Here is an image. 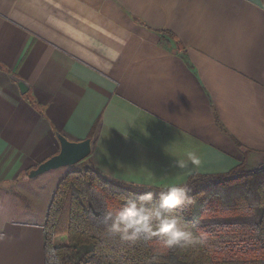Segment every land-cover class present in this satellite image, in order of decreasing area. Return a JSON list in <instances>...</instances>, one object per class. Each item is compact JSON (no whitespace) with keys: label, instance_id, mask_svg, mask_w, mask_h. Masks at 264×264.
<instances>
[{"label":"crops","instance_id":"0c3cea01","mask_svg":"<svg viewBox=\"0 0 264 264\" xmlns=\"http://www.w3.org/2000/svg\"><path fill=\"white\" fill-rule=\"evenodd\" d=\"M55 132L147 187L264 163V0H0V264H44Z\"/></svg>","mask_w":264,"mask_h":264},{"label":"trees","instance_id":"16d2710c","mask_svg":"<svg viewBox=\"0 0 264 264\" xmlns=\"http://www.w3.org/2000/svg\"><path fill=\"white\" fill-rule=\"evenodd\" d=\"M183 186L191 202L172 214L182 216L205 243L169 249L155 237L122 241L98 223L132 192L155 196L166 188L109 179L91 166L69 171L46 209L44 264H264V168L247 170L241 163L223 174L194 173ZM59 236L66 239L56 246Z\"/></svg>","mask_w":264,"mask_h":264},{"label":"clouds","instance_id":"9594fccd","mask_svg":"<svg viewBox=\"0 0 264 264\" xmlns=\"http://www.w3.org/2000/svg\"><path fill=\"white\" fill-rule=\"evenodd\" d=\"M179 169L187 167L185 162L176 161ZM190 203L189 188L171 185L155 194L150 190L132 192L118 208L103 214L98 223L122 241L135 243L139 240L157 238L165 248H189L205 243V237L194 232L182 216L174 209Z\"/></svg>","mask_w":264,"mask_h":264},{"label":"water","instance_id":"95a60500","mask_svg":"<svg viewBox=\"0 0 264 264\" xmlns=\"http://www.w3.org/2000/svg\"><path fill=\"white\" fill-rule=\"evenodd\" d=\"M11 78L17 83L22 94L28 91L29 86L24 80L14 75H11ZM55 137L59 143V151L39 163L35 168L30 169L29 177L57 168L72 167L83 161L91 153V139L89 137L80 141H71L58 132H55Z\"/></svg>","mask_w":264,"mask_h":264},{"label":"rangeland","instance_id":"374dc122","mask_svg":"<svg viewBox=\"0 0 264 264\" xmlns=\"http://www.w3.org/2000/svg\"><path fill=\"white\" fill-rule=\"evenodd\" d=\"M88 165H89L88 159H85V160L81 161L80 163H78L72 167H65L63 169H57L55 171H49V173H47V174L52 176V179L49 181V183L50 184L54 183V181H56L64 173L66 175L69 171H72L75 169L85 168V166H88ZM263 168H264V163H261V164L255 166L254 168H245L244 167V169H247V170H252V169L261 170ZM43 174H46V173H43ZM20 191H23V190L20 189V187H18V182L13 181V182H7V183H0V210L2 209V207L4 205L3 204L4 201L9 202V200L10 201L12 200V203H11L12 205L14 203L16 205H18V202H20L18 195L21 196ZM57 238H60V239L62 238V242L60 243V245H62L64 243L63 240L66 239L65 236H59Z\"/></svg>","mask_w":264,"mask_h":264}]
</instances>
